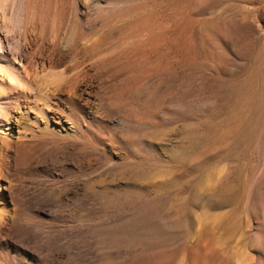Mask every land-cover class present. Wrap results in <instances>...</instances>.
<instances>
[{"label":"rangeland","instance_id":"374dc122","mask_svg":"<svg viewBox=\"0 0 264 264\" xmlns=\"http://www.w3.org/2000/svg\"><path fill=\"white\" fill-rule=\"evenodd\" d=\"M0 40V264H264V0H0Z\"/></svg>","mask_w":264,"mask_h":264},{"label":"bare ground","instance_id":"6f19581e","mask_svg":"<svg viewBox=\"0 0 264 264\" xmlns=\"http://www.w3.org/2000/svg\"><path fill=\"white\" fill-rule=\"evenodd\" d=\"M108 7V6H107ZM101 9V8H100ZM115 9H117V8H115ZM120 9H122V8H120ZM102 10V9H101ZM127 11V10H126ZM100 12V11H99ZM102 12V11H101ZM103 13V12H102ZM109 13H111V9H110V12ZM53 15V14H52ZM54 16V15H53ZM131 16V15H130ZM129 18V17H128ZM134 18V17H133ZM59 19V18H58ZM130 19V18H129ZM57 20V19H56ZM126 20V19H125ZM121 21V20H120ZM155 22V21H154ZM53 23V22H52ZM109 23V22H108ZM111 24H112V22H110ZM109 23V24H110ZM120 24V23H119ZM118 24V25H119ZM143 24V23H142ZM107 25V24H106ZM55 27V26H54ZM142 29V28H141ZM127 30V29H126ZM26 31V30H25ZM142 31V30H141ZM61 32V31H60ZM95 32V31H94ZM109 32V31H108ZM25 33V32H24ZM65 34V33H64ZM110 34H112V33H110ZM26 35V33L24 34V36ZM73 35V34H72ZM77 35H81L80 33L79 34H77ZM78 36V37H79ZM77 36H75L74 38L77 40V38H76ZM56 38H58L57 36H56ZM80 38H81V36H80ZM98 38V37H97ZM108 37H105V39H107ZM73 39V38H72ZM75 39H74V41H75ZM95 39V38H94ZM93 39V40H94ZM104 39V40H105ZM122 39V38H121ZM128 39V38H127ZM57 40V39H56ZM81 40V39H80ZM98 40V39H97ZM103 40V41H104ZM29 41V40H28ZM82 41H83V39H82ZM85 41V40H84ZM83 41V42H84ZM89 40H87V42H85L84 44L82 43V45L80 46V45H76V42H75V47H76V49H74V50H76L77 52L79 51V53L81 52V54H86V55H88V57L90 58V60H91V58H93V62H95V59L94 58H97L96 60H98V61H96L97 62V64H98V62H99V59H98V57H99V49H98V44L99 45H101L100 43L102 42V41H100L99 43L97 42V41H92V42H88ZM125 41V40H124ZM19 42V41H18ZM24 42H26V41H24ZM112 42H113V40H112ZM116 42H117V40H116ZM28 43V42H27ZM71 43V42H70ZM73 43V42H72ZM71 43V45H73ZM111 43V42H110ZM129 43V42H128ZM139 43V42H138ZM55 44V43H54ZM62 44V43H61ZM77 44H78V41H77ZM79 44H80V41H79ZM148 44V43H147ZM130 45V44H129ZM3 46L4 45H2V41L0 40V62L3 60V59H7L6 57H7V55L4 53V49H3ZM114 46V45H113ZM125 46V45H124ZM131 46H132V44H131ZM73 47V46H72ZM126 47V46H125ZM104 48V47H103ZM119 48V47H118ZM129 48V47H128ZM32 49V48H31ZM71 49V48H70ZM112 49H114V48H112ZM117 48H115V50H116ZM123 49V48H122ZM72 50V49H71ZM120 50V49H119ZM126 50L127 51H129V49H127L126 48ZM108 51V50H107ZM32 52V51H31ZM102 52L104 53V51L102 50ZM112 52V51H111ZM114 52H116V51H114ZM123 52V51H122ZM106 53V52H105ZM104 53V54H105ZM113 53V52H112ZM121 53V52H120ZM127 53V55H128V52H126ZM262 53V52H261ZM30 54V53H29ZM28 54V55H29ZM110 54V53H109ZM108 54V55H109ZM117 54H119V53H117ZM79 55V54H78ZM86 55H84V56H86ZM100 55H102L101 54V51H100ZM107 54H106V56H108ZM124 55V54H123ZM122 55V56H123ZM127 55H125L124 57H126ZM73 56H75V53L73 54ZM81 56V55H80ZM110 56V55H109ZM114 56V55H113ZM118 56V55H117ZM121 56V57H122ZM254 56V55H253ZM53 57V56H52ZM79 57V56H78ZM77 57V58H78ZM101 57V56H100ZM99 57V58H100ZM114 57H116V55L114 56ZM128 57V56H127ZM33 58V57H32ZM49 58V57H48ZM81 58V57H80ZM89 58L87 59V60H89ZM108 58V57H107ZM50 59V58H49ZM52 59V58H51ZM83 59H85V58H83ZM85 59V60H86ZM105 59V58H104ZM103 58H100V61L101 60H104ZM113 59V58H112ZM112 59H111V61H112ZM130 59V58H129ZM56 60V59H55ZM73 60V59H72ZM76 60H78V59H76ZM125 60V59H124ZM128 60V59H127ZM126 60V61H127ZM79 61V60H78ZM78 61L76 62V61H74L70 66H69V68H71V70H73V69H77V70H75V71H72V73H70L69 74V76H67V78L63 81H61L60 83H59V85H58V87H57V90L58 91H65V90H67L68 92H70V91H72V90H74L75 89V87H77L79 84H77V82H78V78H80L79 76H81V75H79V73H80V71H79V69L80 68H82V67H80L79 69L77 68V66L80 64H77L78 63ZM82 61V60H81ZM84 61V60H83ZM120 61V60H119ZM126 61H124V63H126ZM49 62H50V60H49ZM52 62V61H51ZM54 62V61H53ZM80 62V61H79ZM90 62H92V61H89V63ZM92 62V63H93ZM115 62H117V61H115L114 60V63ZM122 62V61H121ZM250 62V61H249ZM249 62H248V64H249ZM32 63V62H31ZM31 63H30V65H31ZM100 63V62H99ZM101 63H102V61H101ZM104 63V62H103ZM107 63V62H106ZM113 62H111V64H112ZM123 63V62H122ZM252 63V62H251ZM50 64V63H49ZM82 64V63H81ZM105 64V63H104ZM131 64V63H130ZM129 64V65H130ZM29 65V64H28ZM101 65V64H100ZM99 65V66H100ZM109 65H110V63H109ZM108 65V66H109ZM127 65H128V63H127ZM26 66V65H25ZM25 66L23 67L24 68V72L25 73H27L26 72V70L28 69H25ZM93 66V65H92ZM103 66V65H102ZM105 66V65H104ZM103 66V67H104ZM248 66V65H247ZM251 66V65H250ZM95 67V66H94ZM98 67V66H97ZM96 67V68H97ZM102 67V68H103ZM84 68V67H83ZM99 68H101V67H99ZM250 68V67H249ZM63 69V68H62ZM95 69V68H94ZM66 70V69H65ZM70 70V71H71ZM83 70H85V68L83 69ZM82 70V71H83ZM256 70V69H255ZM82 71H81V73H82ZM86 72V71H85ZM248 72V71H247ZM29 73V72H28ZM87 73V72H86ZM262 73V72H261ZM260 74V73H259ZM27 75H29V74H27ZM85 75V74H84ZM84 75H82V77L84 76ZM260 76V75H259ZM0 80H4V78H3V75H2V69L0 68ZM259 78V77H258ZM64 79V78H63ZM81 80V79H80ZM253 80V79H252ZM6 81V80H5ZM12 81H14L15 83H22V81L21 80H19V78L17 77V78H15V76H13V75H11L10 74V77H9V82H12ZM3 82H1L0 83V105H1V103L4 101V99H5V97L7 96V93H8V91H10V90H13V88L15 89L16 88V84H10L9 83V86H5V84H2ZM248 83H249V73L247 74V76L245 77V80H244V90H245V92H246V94H244V96H247V95H249L248 94V91H247V87H248ZM77 84V85H76ZM252 86V85H251ZM65 87V88H64ZM22 90V89H21ZM250 91V90H249ZM112 92V91H111ZM71 94V93H70ZM74 95V94H73ZM251 96V95H250ZM69 99V98H68ZM73 99V98H72ZM249 100V99H248ZM258 102V101H257ZM14 103V102H13ZM247 103V101L246 102H244V103H241L242 105H239L240 107L239 108H237V106H236V110H235V114H236V116H241V118L242 117H245V113H247V115H249L251 112H252V110L254 109V107H252V105H251V103H250V105H248V104H246ZM258 104V103H257ZM255 105V104H254ZM259 105V104H258ZM21 106L23 107L24 106V104H21V102H19L18 100L16 101V110L18 111V113H19V111H20V109H21ZM260 106V105H259ZM259 106H258V108H259ZM261 106H263L264 107V105L262 104ZM260 106V107H261ZM233 107V106H232ZM234 108V107H233ZM127 109V108H126ZM235 109V108H234ZM259 109H262L263 110V108H259ZM129 110V109H128ZM233 110V109H232ZM22 111V110H21ZM258 111V110H257ZM256 111V112H257ZM231 112V111H230ZM255 112V113H256ZM259 112V111H258ZM261 112V111H260ZM232 113V112H231ZM253 113V112H252ZM244 115V116H243ZM250 115H252V114H250ZM8 115H7V112H5V111H3L2 109H0V117H1V119H0V122H2L3 123V125L5 124H7V119H8V117H7ZM235 116V115H234ZM235 116V117H236ZM238 116V117H239ZM233 117V116H232ZM237 117V118H238ZM249 117H251V116H249ZM234 118V117H233ZM233 118H231V119H233ZM237 118H236V120H237ZM6 119V120H5ZM228 119H229V117H228ZM228 119H226L227 121H228ZM243 119V118H242ZM234 120V119H233ZM232 120V121H233ZM239 120V119H238ZM260 120H262L261 118H260ZM259 120V121H260ZM227 121H225V122H227ZM232 121L230 122V123H232ZM235 121V120H234ZM242 122V121H241ZM229 123V122H228ZM228 123H226V125L225 126H223V128L225 129L226 127H228L227 125H228ZM1 124V123H0ZM225 124V123H224ZM233 124H234V122H233ZM2 125H0V130H2V127H1ZM220 126V125H219ZM239 126H240V123H239ZM241 126H243V125H241ZM240 126V127H241ZM7 127H8V125H7ZM229 127H231V126H229ZM245 128H247L246 126H245ZM255 128V127H254ZM227 130H229L228 128H226ZM241 129V128H240ZM243 129V128H242ZM214 130H217V127L214 129ZM227 130H225V132H227ZM247 129H245V131H246ZM254 130V129H253ZM239 131L240 130H235V131H233V133H238L239 135H242V134H240L241 133V131H240V133H239ZM213 132V131H212ZM216 132V131H215ZM215 132H213V134H216ZM219 132H221V131H219ZM224 131H222V133H223ZM243 132V131H242ZM235 133V135H237ZM255 133V132H254ZM217 134H218V132H217ZM228 134H230V133H228ZM212 135V134H211ZM226 135V134H225ZM224 135V136H225ZM233 135V134H232ZM252 135V134H251ZM230 136V135H229ZM234 136V135H233ZM232 136V137H233ZM238 136V135H237ZM243 136V135H242ZM249 136V135H248ZM218 137H220V136H218ZM216 135H214V140L213 141H215L216 142V144H215V146L217 147V148H215L213 145H214V142H213V145L211 146V147H214L215 149H218V148H220V150H221V148H223L225 145H223V146H221V147H219L218 145H217V143L218 144H220V141H218L219 140V138H218ZM223 137V136H222ZM210 138H212V136H210ZM224 138H226V137H224ZM227 138H228V136H227ZM230 138V137H229ZM237 138V137H236ZM239 138V137H238ZM241 138V137H240ZM250 138V137H249ZM211 140V139H210ZM240 140V139H239ZM249 140V139H248ZM248 140H247V142H248ZM222 141H224V140H222ZM221 141V142H222ZM226 141V140H225ZM227 142V141H226ZM238 142V141H237ZM246 142V141H245ZM212 143V142H211ZM224 143V142H223ZM241 145V144H240ZM237 147H239V146H237ZM211 149V148H210ZM214 149V150H215ZM239 149V148H238ZM217 151V150H216ZM221 151H223V149L221 150ZM226 151V150H225ZM243 151V150H242ZM241 151V152H242ZM211 152H213L214 153V151L211 149ZM219 152V151H218ZM218 152H216V153H218ZM240 152V153H241ZM226 153V152H225ZM227 154V153H226ZM221 156V155H220ZM223 157V156H222ZM221 157V158H222ZM216 159V158H215ZM224 183V182H223ZM222 184V183H221ZM228 188V187H227ZM225 191V190H224ZM228 191V190H227ZM228 196V195H227ZM224 199L226 198V196L225 197H223ZM264 211V210H263ZM264 218V217H263ZM263 224H264V222H263ZM199 238V237H198ZM211 239V238H210ZM194 241V240H193ZM189 242V241H188ZM200 243V240H198L196 243H194L192 246H195L197 249H198V247L196 246V245H200L199 244ZM186 244H187V242H186ZM191 246V247H192ZM218 246V245H217ZM205 247H207L206 245H204V247H203V249H204V251H205V255H206V250L207 249H210L209 247H207V248H205ZM210 247H212V246H210ZM201 248V247H200ZM199 248V249H200ZM192 249V248H191ZM206 249V250H205ZM199 251V250H198ZM212 251L214 252L215 250L214 249H212ZM211 251V252H212ZM214 253H216V252H214ZM204 254V253H203ZM211 254V253H210ZM218 254V253H217ZM190 255V254H189ZM200 257V254H198V255H196V258L197 257ZM211 256H212V254H211ZM214 256V255H213ZM212 256V257H213ZM215 256H217L216 254H215ZM216 260L218 259V256L217 257H214ZM198 259V258H197ZM204 259V258H203ZM196 260V259H195ZM215 262V261H214Z\"/></svg>","mask_w":264,"mask_h":264}]
</instances>
